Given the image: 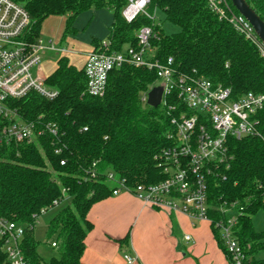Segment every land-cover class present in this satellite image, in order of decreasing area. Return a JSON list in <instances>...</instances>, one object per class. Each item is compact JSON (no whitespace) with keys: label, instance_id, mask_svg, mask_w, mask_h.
<instances>
[{"label":"trees","instance_id":"1","mask_svg":"<svg viewBox=\"0 0 264 264\" xmlns=\"http://www.w3.org/2000/svg\"><path fill=\"white\" fill-rule=\"evenodd\" d=\"M14 1L29 12L33 38L41 36L47 19L65 16V39L75 33L78 15L92 8L113 13L106 38L110 51L136 46L138 30L153 25L145 14L127 21L123 10L128 0ZM246 1L264 21V0ZM153 10L161 11L166 21L179 28L167 33L162 25L154 24L156 58L165 61L171 57L177 70L230 88L235 97L248 91L264 93V61L258 49L220 20L207 0H151L147 12ZM93 43L97 49L101 41L94 39ZM157 80L156 70L125 65L110 72L103 96H91L86 92L84 65L78 67L63 56L47 80L59 90L56 99L30 93L11 101L24 120L45 128L37 141L0 147V214L27 228L22 248L31 264H82L85 240L93 228L89 210L111 196L116 187L108 179L109 172L130 187L167 178L164 152L176 144L171 121L179 115L170 106L179 110L184 106L176 93L166 97V105H148L143 98ZM47 125H55L57 133L48 132ZM63 160L65 164H61ZM63 188L67 189L66 199ZM208 189L213 231L217 235L220 227L215 222L225 216L220 207L232 209L238 214L236 234L244 264H264V230H256L253 222L264 211L262 140L233 141L225 163L211 167ZM57 199L69 200V204L48 225L47 237L57 243L59 256L46 262L37 252L34 227L41 210ZM217 240L227 264H234L218 235ZM0 264H7L1 250Z\"/></svg>","mask_w":264,"mask_h":264},{"label":"built area","instance_id":"2","mask_svg":"<svg viewBox=\"0 0 264 264\" xmlns=\"http://www.w3.org/2000/svg\"><path fill=\"white\" fill-rule=\"evenodd\" d=\"M151 0H128L123 10L127 21L145 14L153 25H144L137 32V45L123 51H110L108 39L101 41L97 49L86 56L84 71L87 77L86 92L95 97L105 94L109 74L113 69L125 65L146 67L156 70L157 81L163 86L161 105H166V97L176 93L184 109L172 118L174 131L171 134L176 144L164 152L168 165L167 178L158 183H139L134 187L117 180L113 172L108 179L116 182L112 195L122 191L132 193L143 203L170 212L181 211L193 220L214 222L210 214L208 175L213 165L225 163L232 142L249 137H257L264 143V93L245 92L235 97L230 88L205 77H195L176 69L173 58L161 61L154 54L152 39L157 11L147 12ZM212 12L226 21L245 39L253 43L264 61V41L256 33L250 22L235 10L229 0H207ZM31 16L27 9L14 0H0V147L37 141L45 128L34 121L22 118L12 100L37 93L48 100H54L59 90L47 84L38 68L44 53L67 51L57 47L53 41L46 43L42 36L33 38L30 34ZM161 25V24H160ZM148 95L143 100L147 102ZM48 132L56 134V126H46ZM65 164V161H61ZM67 197V189L63 188ZM65 201V200H63ZM43 208L40 214L59 205ZM224 218L215 222L221 231V240L233 258L234 264H244L245 254L241 248L236 225L238 214L230 208L220 207ZM33 228V225L30 226ZM27 228L0 214V250L6 255L7 264H31L25 257L22 239ZM184 239L192 241L191 235ZM52 247L57 243L52 241ZM136 257L126 252L125 264H134Z\"/></svg>","mask_w":264,"mask_h":264},{"label":"crops","instance_id":"3","mask_svg":"<svg viewBox=\"0 0 264 264\" xmlns=\"http://www.w3.org/2000/svg\"><path fill=\"white\" fill-rule=\"evenodd\" d=\"M84 13L75 20V33L65 39V16L50 17L45 21L41 33L45 42L53 41L57 47L67 49L44 53L38 68L41 76H44L43 62L48 61V53L57 57L55 68L44 76L47 80L57 68L58 59L69 53L83 55V62L78 65L82 67L87 54L94 50L93 40H104L98 33L108 25L111 28L114 21V16L111 18L109 13L100 15L101 12L90 9ZM88 218L93 222V228L85 240L82 264H125L126 252L137 258L134 264L228 263L226 254L213 238L214 231L209 221L193 220L181 211L151 207L130 192L122 191L95 203ZM187 234L192 236V241L184 239Z\"/></svg>","mask_w":264,"mask_h":264},{"label":"rangeland","instance_id":"4","mask_svg":"<svg viewBox=\"0 0 264 264\" xmlns=\"http://www.w3.org/2000/svg\"><path fill=\"white\" fill-rule=\"evenodd\" d=\"M90 10L92 12H95V11L101 12L100 15H102V13H107V14L109 13L111 15V18L113 17V13L107 9L92 8ZM87 11L88 10H86L84 12L87 13ZM84 12H82V13H84ZM155 12H156V10H153L152 14H154ZM86 13H84L83 15H85ZM156 14H157V21L162 25V27L164 28V30L167 33H173V32L179 31V28L177 26H175V25H173L170 22L165 20L164 14L161 11H158ZM82 17H84V16H82ZM54 18H57V17L53 16L50 19H54ZM89 20H90V18L87 19V21L85 23L86 26L88 25ZM111 22H110V24H111ZM85 32H87V31H85ZM98 34H99L98 36L101 37L102 39H106L110 34V25H108L107 28H104ZM47 56L48 57H46V58H48V61L43 62L44 70H43L42 74L44 76L49 74L56 66L57 57L53 53H48ZM64 57H67L70 60V62L76 66L81 65L83 62V55L81 53H77V54L69 53V54L65 55ZM159 84H161V81H157L155 83V86H158ZM67 204H69V200H65V201L61 202L59 205L50 208L47 212H45L39 216L38 221L35 224L34 236H35V239L38 243L37 244V252L43 261L49 262L53 257L59 256L58 249L56 247H52V245H51L53 239H48V237H47V230H48V225L50 223V220L61 209H63L65 206H67ZM253 222H254V226H255L256 230H258V231L264 230V211L258 212L254 216ZM217 235H218L219 239L221 240V231L220 230L218 231ZM217 235H216V233L213 232V238H215V241L217 240ZM217 243H218V240H217Z\"/></svg>","mask_w":264,"mask_h":264},{"label":"water","instance_id":"5","mask_svg":"<svg viewBox=\"0 0 264 264\" xmlns=\"http://www.w3.org/2000/svg\"><path fill=\"white\" fill-rule=\"evenodd\" d=\"M234 7L241 13L253 26L256 33L264 41V21L256 13V11L247 3L246 0H231ZM163 97V86L153 87L148 93L147 103L152 107L161 105Z\"/></svg>","mask_w":264,"mask_h":264}]
</instances>
